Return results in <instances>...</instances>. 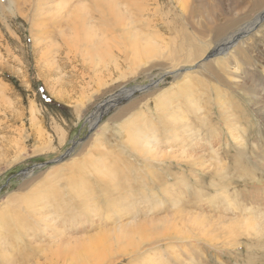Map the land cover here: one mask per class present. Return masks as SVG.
<instances>
[{
    "label": "rangeland",
    "instance_id": "rangeland-1",
    "mask_svg": "<svg viewBox=\"0 0 264 264\" xmlns=\"http://www.w3.org/2000/svg\"><path fill=\"white\" fill-rule=\"evenodd\" d=\"M57 1L0 0V239L1 244L4 243L0 244V264H82L80 261H83L84 254H80V248H84L100 232L104 233L103 229L107 235L105 243L110 240L113 244L104 246L111 254L103 255L106 258L101 263L89 261L90 256V259H84L87 261L85 264H264V19L251 32L235 39L233 48L227 44L232 34L240 33L248 21L264 12V0H127L126 16L133 13L132 27L131 24L122 28L110 27L108 20L99 25L96 23L90 31L95 48L89 47L86 52L80 46L81 41L85 42V33L70 28L72 23L75 24L73 19L68 20L64 10L61 11L66 15L64 19L59 14L54 15L61 8ZM89 8L93 12V6ZM60 25L63 27H57ZM136 26L137 29L134 28ZM134 29L136 32H133ZM129 34H133L134 39ZM122 36H125L124 39ZM129 39L135 43L136 49ZM123 40L125 46H122ZM129 48H132L134 56L136 52L137 57L133 61L137 64L133 63L134 56L129 53ZM43 51L45 55H42ZM91 53L96 54L90 57ZM50 54L54 56L51 58ZM42 56H49L52 63ZM141 57H144V62ZM55 59L57 64L55 62L54 65ZM87 63L92 64L88 66ZM225 67H228L227 71ZM223 71L225 73L222 74ZM62 74L64 76H60ZM103 76L106 77L104 82L100 81ZM129 91L131 96L126 98ZM164 93L169 96H164ZM184 96L189 103H193H190L193 108L187 101L186 104ZM113 97H120V100L102 116H96L98 107H108L105 102ZM156 98L163 100L162 103ZM219 100L227 101V110L219 106ZM173 101L174 108L171 105ZM167 104L174 112H170ZM177 110L182 116H178ZM140 116H143L142 119ZM177 117H181V121ZM171 118L179 122L174 123ZM188 119L191 124H188ZM184 120L189 126L183 130ZM137 123H140L139 127ZM190 130L198 131L199 136ZM149 131L153 134H148ZM169 131L174 138L179 134L177 139L172 134L166 136ZM188 133L194 136L189 137ZM235 137L238 138L235 140ZM179 139H184V145ZM170 142L173 145L167 149ZM173 146L178 149L181 146L184 151L181 148L172 150ZM180 150L190 157L191 153L200 154L197 158L193 155L190 160L183 158ZM165 151L169 152L168 155ZM174 151L176 154L171 153ZM65 154L67 157L62 162L49 163ZM93 160L101 167L100 172L105 176L102 180L91 173L89 164ZM109 163H114L113 169H110ZM41 164L45 165L38 167ZM103 165H106V170ZM107 169L109 172L116 171V176L114 173L109 176ZM22 172L26 175H21ZM153 173H156L155 177ZM117 190L120 191L118 195L113 193ZM82 195L85 204L79 197ZM125 195L129 196L132 204L115 199ZM166 195L170 196L167 202ZM150 200L162 206L152 209L150 205L153 202ZM144 201H149V206L142 204ZM90 204L98 208L91 209ZM121 207H125V213L129 215L138 211L136 220L130 216L123 218L129 225L136 222L143 225L150 216L156 219L154 226L147 228L148 234L150 231L156 233L155 239L142 243L140 238H129L134 240L133 244H139L136 248L129 239L114 240L112 236H120L118 231H112L116 229L117 222L108 223L104 228L102 223L105 222L102 221L107 217L114 219L115 209L117 211ZM97 210H102L104 214L101 211L99 214L95 212L96 217L91 215ZM106 210L108 214H105ZM147 210L154 212L147 213ZM245 213L249 214L245 216L247 219L239 220L244 218L242 215ZM12 214L23 221V225L18 224L20 221L14 222ZM235 218H238L241 228L233 224ZM37 219L40 220L34 221ZM167 228L170 233L163 232ZM232 229L237 233L236 237L229 233ZM62 245L65 251L69 250L67 254L55 251L61 250ZM119 249L122 252H118ZM4 254L8 260L3 261ZM75 259H79L78 263Z\"/></svg>",
    "mask_w": 264,
    "mask_h": 264
},
{
    "label": "bare ground",
    "instance_id": "bare-ground-1",
    "mask_svg": "<svg viewBox=\"0 0 264 264\" xmlns=\"http://www.w3.org/2000/svg\"><path fill=\"white\" fill-rule=\"evenodd\" d=\"M47 1V0H46ZM55 1V0H54ZM127 0H83L82 2H80V0H65V1H63V2H60L59 0L57 1L58 2V4H60V5H58V6H61V8L60 9H58V12L56 13V14H54L55 16L56 15H58L59 14V16L61 17V18H65L64 17V15L62 14V10H64L65 11V13H66V15H67V18H68V20L69 19H73V22L75 23V24H73L72 23V25L70 26V28L72 27V29L73 30H79V31H83L84 33H85V39H84V41L85 42H80V38H83V36L82 37H79V42H80V46H82L83 48H84V51L86 52V50L88 49L89 50V47H91L93 50H94V42H92L91 41V34H90V31L92 30V28H94V26L96 25V23H97V25H99L100 24V22H103V21H106V20H108V22H110V27H119V28H122V27H124L126 24L127 25H130L131 27H132V21H133V19L131 20V18H132V15H133V13H131L130 11V13H128L127 14V16H126V13H127V2H126ZM38 2V1H37ZM43 3V2H42ZM46 3V2H45ZM51 3V2H50ZM49 3V4H50ZM154 3V2H153ZM47 4V3H46ZM46 4H45V6H46ZM90 5H92L93 6V9L94 10H92L93 12H91L90 11ZM133 5H134V2H133ZM44 6V5H43ZM47 6H48V4H47ZM50 6H51V4H50ZM255 6H256V4H255ZM144 8V7H143ZM46 9V8H45ZM44 9V10H45ZM43 10V9H42ZM47 10V9H46ZM56 10V9H55ZM54 10V11H55ZM48 11V10H47ZM52 11V10H51ZM46 13V12H45ZM49 13H50V11H49ZM49 13H47V14H49ZM53 13V12H52ZM55 13V12H54ZM95 13L97 14V17H95ZM154 14V13H153ZM42 15H43V13H42ZM50 15V14H49ZM65 15V16H66ZM152 15V14H151ZM140 17V16H139ZM45 18V17H44ZM142 18V17H141ZM55 19V18H54ZM63 19H62V21H63ZM143 19V18H142ZM264 19V12H261L260 14H257L254 18H252V20L249 22L248 21V23L244 26V27H242L241 29H240V33L238 32H236V34H232V38L230 37L229 39H228V43L227 44H231L232 46L230 47V48H233L235 45H233L234 44V40L235 39H237L238 37H240V35H245L246 33H248V32H251L253 29H254V27L256 26V25H259L260 24V22L262 21ZM111 20V21H110ZM51 21H52V19H51ZM61 21V22H62ZM126 21L129 23H126ZM136 21V20H135ZM64 22V21H63ZM103 24V23H102ZM135 24V23H134ZM52 25V24H51ZM137 25V24H136ZM57 27H63V26H57ZM66 27L67 28H69V24H67L66 23ZM108 27H109V25H108ZM129 27V26H128ZM131 27H130V29H131ZM137 27L138 26H136V27H134L135 29H137ZM143 27V26H142ZM148 27V26H147ZM127 28V27H126ZM155 28V27H154ZM64 29V28H63ZM128 29V28H127ZM135 29H134V31L133 32H136L135 31ZM138 29H140V28H138ZM149 29H151V28H149ZM174 29V28H173ZM226 29V28H225ZM232 29V28H231ZM68 30V29H67ZM129 30V29H128ZM153 30H155V29H153ZM70 31V30H69ZM117 31V30H116ZM119 31V30H118ZM123 32H125L126 31V29L125 30H122ZM132 31H131V33H132ZM71 32V31H70ZM119 32H121V31H119ZM137 32H139L138 30H137ZM153 32V31H152ZM151 32V33H152ZM175 32V31H174ZM227 32V31H226ZM229 32V31H228ZM63 33H64V31H63ZM79 33V32H78ZM96 33V32H95ZM129 33V31L126 33V34H128ZM140 33V32H139ZM150 33V32H149ZM70 34H73V33H70ZM88 34H90V36H88ZM121 34V33H120ZM124 34V33H123ZM122 34V35H123ZM125 34V35H126ZM134 34V33H133ZM132 34V36L129 34V37L131 36V39H134V38H132L134 35ZM225 34V33H224ZM230 34V33H229ZM81 35V34H80ZM94 35V34H93ZM114 35V34H113ZM141 35V34H140ZM145 35V34H144ZM147 35V34H146ZM43 36H45V35H43ZM60 36V35H59ZM62 36H65V35H62ZM74 36H76V35H74ZM97 36V35H96ZM148 36V35H147ZM156 36H158V34L156 35ZM71 37V36H70ZM73 37V36H72ZM88 37H90V39L88 38ZM99 37V36H98ZM101 37H103V36H101ZM125 37V36H124ZM124 37L122 36V38L124 39ZM127 37H128V35H127ZM151 37V36H150ZM226 37V36H225ZM67 38V37H66ZM142 38H144L143 36H142ZM224 38V37H223ZM51 39V37H49V40ZM72 39V38H71ZM70 39V40H71ZM74 39H75V37H74ZM118 39H120V38H118ZM156 39H158V37H156ZM159 39H160V37H159ZM65 40V39H64ZM67 40H69V39H67ZM127 40V39H126ZM130 40V39H129ZM138 40V39H137ZM151 40V39H150ZM95 41V40H94ZM96 41H97V39H96ZM113 41V40H112ZM131 41V40H130ZM142 41V40H141ZM154 41H155V39H154ZM164 41V40H163ZM170 41V40H169ZM65 42V41H64ZM78 42V41H77ZM78 42V43H79ZM98 42V41H97ZM96 42V43H97ZM100 42V41H99ZM127 42H128V40H127ZM131 42H133V41H131ZM165 42V41H164ZM77 43V45H79ZM89 43H91V45L89 46ZM95 43V44H96ZM123 43H124V45H123ZM163 43V42H162ZM45 44V43H44ZM44 44H42V45H44ZM125 41L123 40L122 41V46H125ZM128 44V43H127ZM146 44V43H145ZM72 45V44H71ZM97 45V44H96ZM99 45V44H98ZM131 45L133 46V48L134 49H136V47H135V43L133 42V44L131 43ZM144 45V44H143ZM189 45V44H188ZM73 46V45H72ZM100 46H101V44H100ZM128 46H129V44H128ZM132 46H130V47H132ZM159 46H161V45H159ZM170 46V45H169ZM187 46V45H186ZM195 46H197V45H195ZM226 46V45H225ZM67 47H69V46H67ZM66 47V48H67ZM71 47V46H70ZM69 47V48H70ZM165 47V46H164ZM217 47V46H216ZM216 47H215V49H216ZM220 47V46H219ZM69 48H67V49H69ZM78 48V47H77ZM80 48V47H79ZM78 48V50H80ZM119 48V47H118ZM121 48V47H120ZM119 48V49H120ZM124 48V47H123ZM128 48V47H127ZM169 48V47H168ZM223 47H221V49H222ZM130 50H131V52H129V50L128 51H126V52H129L130 54L132 53V48H129ZM140 49V48H139ZM180 49V48H179ZM73 50V49H72ZM74 50H76V49H74ZM82 50L83 49H81V51L80 52H82ZM87 50V51H88ZM169 50V49H168ZM228 50H229V48H228ZM99 51H100V48H99ZM119 51H121V50H119ZM125 51V50H124ZM176 51V50H175ZM202 51V50H201ZM44 52V51H43ZM64 52V51H63ZM78 52V51H77ZM84 52V53H85ZM93 52H96V51H93ZM142 52V50L140 51V52H138V54L140 55V53ZM170 52H171V50H170ZM169 52V53H170ZM197 52V51H196ZM46 53H48L47 52V50H46ZM58 53V52H57ZM100 53V52H99ZM120 53V52H119ZM128 53V55L130 56V54ZM168 53V52H167ZM213 53V52H212ZM226 53V52H225ZM45 55V52L44 53H42V55ZM56 53H54V55H55ZM67 54V53H66ZM78 54H80V53H78ZM92 54V53H91ZM90 54V57L91 56H93V55H95L94 53L91 55ZM98 54V53H97ZM165 54H166V52H165ZM171 54V53H170ZM169 54V55H170ZM226 54H228V53H226ZM230 54H232V52L230 53ZM48 55H49V53H48ZM54 55H51L50 54V57L52 56H54ZM84 55H86V53L84 54ZM100 55V57H101V54H99ZM132 56H134L133 54H131ZM162 55H164V54H162ZM168 55V54H167ZM70 56V55H69ZM72 56V55H71ZM80 56H81V54H80ZM87 56H88V54H87ZM125 56H126V54H125ZM124 55L122 56V57H125ZM128 56V57H129ZM135 56H136V52H135ZM131 57L132 58V61H133V59L135 58V60H136V57ZM143 56H145V55H143ZM171 56V55H170ZM174 56V55H173ZM225 56V55H224ZM49 56H47L46 58H45V56H42V58H45L46 60L45 61H47L48 63H52V57L51 58H48ZM119 57V56H118ZM127 57V58H128ZM140 57V56H139ZM166 57H168V56H166ZM196 57V56H195ZM220 57H222V56H220ZM228 57V56H227ZM231 57H232V55H231ZM49 59V61L51 60V62H49L48 61V59ZM66 58V57H65ZM71 58V57H70ZM81 58V57H80ZM94 58V57H93ZM157 58V57H156ZM188 58V57H187ZM82 59H83V57H82ZM82 59H80V60H82ZM88 59H89V57H88ZM104 59V58H103ZM113 59V58H112ZM119 59V58H118ZM129 59V58H128ZM127 59V60H128ZM141 59H142V61H143V59H144V57L142 58L141 57ZM141 59H140V61H141ZM158 59V58H157ZM156 59V60H157ZM161 59V58H160ZM167 59V58H166ZM165 59V60H166ZM172 59H174V58H172ZM191 59V58H190ZM229 59V58H228ZM66 60V59H65ZM68 60H70V59H68ZM78 60H79V58H78ZM114 60V59H113ZM122 60H124V58L122 59ZM145 60V59H144ZM169 60V59H168ZM202 60V59H201ZM226 60H227V58H226ZM262 60V59H261ZM44 61V62H45ZM74 61V60H73ZM115 61V60H114ZM129 61V60H128ZM131 61V62H132ZM153 61V60H152ZM167 61V60H166ZM175 61V60H174ZM55 62H56V59L53 61V64L55 65ZM69 62V61H68ZM75 62V61H74ZM89 62V61H88ZM91 62V61H90ZM95 62V61H94ZM144 62V61H143ZM168 62V61H167ZM170 62V61H169ZM189 62H191V61H189ZM82 63V62H81ZM129 63V62H128ZM133 63L134 64H137V63H135V61H133ZM157 63V62H156ZM171 63H172V61H171ZM220 63H222L223 64V62H220ZM56 64H57V62H56ZM88 64V63H87ZM89 64H92V63H89ZM89 64H88V66H89ZM117 64V63H116ZM130 64V63H129ZM155 64V63H154ZM153 64V65H154ZM161 65H162V63H160ZM159 64V65H160ZM166 64V63H165ZM174 64V63H173ZM179 64V63H178ZM221 64V65H222ZM228 64H230V63H228ZM76 65V64H75ZM126 65L128 66V64L126 63ZM131 65V64H130ZM171 65V64H170ZM224 65V64H223ZM58 67H59V65H57ZM57 66H56V68H57ZM83 66V65H82ZM90 66H92V65H90ZM97 66V65H96ZM96 66H94V67H96ZM132 67H133V65H131ZM143 66V65H142ZM155 66V65H154ZM163 66V65H162ZM179 66V65H178ZM224 66H226V65H224ZM223 66V67H224ZM49 67H50V65H49ZM53 67V66H52ZM146 67V66H145ZM158 67V66H157ZM166 67V66H165ZM164 67V68H165ZM222 67V66H221ZM232 67V66H231ZM234 67V66H233ZM238 67V66H237ZM130 68V67H129ZM136 68H140V67H136ZM147 68V67H146ZM151 68H152V66H151ZM161 68V67H160ZM173 67L171 66V68L170 69H172ZM226 68V67H225ZM228 68V67H227ZM227 68L226 69H224V70H226L227 71ZM57 69H59V68H57ZM92 69V68H91ZM128 69V68H127ZM131 69V68H130ZM145 69V68H144ZM53 70H56V69H53ZM87 70H89V67H88V69ZM133 70H136V69H134L133 68ZM222 70V69H221ZM230 70H231V68H230ZM230 70H229V72H230ZM237 70V69H236ZM239 70V69H238ZM48 71H49V69H48ZM52 71V70H51ZM57 71V73H59L58 72V70H56ZM79 71V70H78ZM86 71V70H85ZM119 71H120V69H119ZM132 71V70H131ZM232 71V70H231ZM53 72V71H52ZM55 72V71H54ZM81 72V71H80ZM134 72V71H133ZM221 72V71H220ZM228 72V73H229ZM83 73H84V75H85V72H84V70H83ZM162 73V72H161ZM169 73V72H168ZM223 73H225L224 71L222 72V74ZM231 73V72H230ZM234 73V72H233ZM71 74V73H70ZM220 74V73H219ZM237 73H235V75H236ZM59 75V74H58ZM83 75V74H82ZM81 75V77H83ZM231 75V74H230ZM239 75V74H238ZM247 75V74H246ZM60 76H64L63 74L62 75H60ZM133 76V75H132ZM135 76V75H134ZM223 76V75H222ZM225 76V75H224ZM232 76V75H231ZM79 77V76H78ZM104 77V76H103ZM228 77V76H227ZM232 77H234V75L232 76ZM105 78L106 77H104V79H101L100 78V81L101 80H103L102 82H104V80H105ZM222 78V77H221ZM241 78V77H240ZM193 79V78H192ZM59 81V80H58ZM96 81V80H95ZM97 81H99V80H97ZM130 81V80H129ZM234 81V80H233ZM183 82V81H182ZM220 82V81H219ZM222 82L224 83V81L222 80ZM222 82H220V83H222ZM253 82V81H252ZM187 83V82H186ZM226 83V82H225ZM246 83V82H245ZM185 84V83H184ZM100 85H101V83H100ZM103 85H105V84H103ZM223 85V84H222ZM225 85V84H224ZM223 85V86H224ZM251 85V84H250ZM60 86V85H59ZM99 86V85H98ZM190 86V85H189ZM244 86H246V85H244ZM248 86H249V84H248ZM100 87V86H99ZM217 87V86H216ZM222 87V86H221ZM61 88V87H60ZM192 88V87H191ZM243 88V87H242ZM140 90L142 89V88H139ZM143 89H145L146 90V88L144 87ZM61 90V89H60ZM99 90V89H98ZM112 90V89H111ZM134 90H137V89H134ZM154 90V89H153ZM242 90V89H241ZM55 91H57V90H55ZM147 91V90H146ZM171 91V90H170ZM217 91V90H216ZM107 92V91H106ZM130 92V91H129ZM142 92V91H141ZM152 92V91H151ZM105 93V92H104ZM125 93H127V92H125ZM131 93L132 92H130L129 94H127L126 95V98L127 97H129V96H131ZM149 93V92H148ZM153 93V92H152ZM161 94H162V92H160ZM180 93V92H179ZM184 94H185V92H183ZM196 93V92H195ZM59 94H60V92H59ZM171 94V93H170ZM54 95V94H53ZM105 95H107V94H105ZM163 95V94H162ZM161 95V96H162ZM172 95V94H171ZM179 95V94H178ZM189 95H190V93H189ZM61 96H62V94H61ZM160 96V97H161ZM164 96H169V95H167V93H164ZM183 96V95H182ZM185 96H186V94H185ZM184 96V97H185ZM191 96V95H190ZM218 96V95H217ZM220 96H221V94H220ZM55 97H56V95H55ZM159 97V98H160ZM176 97V96H175ZM222 97V96H221ZM221 97H218V98H221ZM229 97V96H228ZM60 98V97H59ZM158 98V99H159ZM171 98H172V96H171ZM180 98H182V97H180ZM194 98H196L195 96H194ZM103 99V98H102ZM142 99V98H141ZM140 99V100H141ZM157 99V98H156ZM157 99V100H158ZM161 99V98H160ZM162 99H163V97H162ZM165 99V98H164ZM163 99V100H164ZM168 99V98H167ZM170 99V98H169ZM168 99V100H169ZM179 99V98H178ZM200 99V98H199ZM62 100V99H61ZM120 100V97L119 98H117V97H113L112 99L110 98V100L108 101V102H105V104H109V106L108 107H105L106 105H101L100 107H98V110L95 112V115L96 116H102L104 113H106L109 109H110V107L111 106H114V104H116L118 101ZM139 100V99H138ZM156 100V101H157ZM162 100V101H163ZM193 100V99H192ZM154 101V100H153ZM156 101H154V102H156ZM158 101H160L161 103H162V101L161 100H158ZM174 101H175V99H174ZM174 101L172 102V106H173V103H174ZM185 102L187 101L186 100V97H185V100H184ZM189 101V100H188ZM187 101V102H188ZM215 101H218V99L217 100H215ZM221 103H220V105H219V102H217V104L219 105V106H222L223 107V109L225 108L226 110H227V106H226V104H227V101L225 102L224 100V102H225V104H223L224 102H222L221 100H219ZM166 102H167V100H166ZM169 102H171V101H168L167 103H169ZM176 105H177V98H176ZM179 102V101H178ZM186 102V104H188ZM164 104H163V107L165 106V101L163 102ZM190 103L193 105V103L190 101ZM189 103V104H190ZM159 104V103H158ZM179 104V103H178ZM182 104V103H181ZM190 104V105H191ZM155 105H156V103H155ZM161 105V108H162V104H160ZM160 105H158V106H160ZM167 105H169V104H167ZM167 105H166V107H167ZM175 105V106H176ZM191 105V106H192ZM200 105V104H199ZM210 105V104H209ZM178 106V105H177ZM185 106V105H184ZM218 106V107H219ZM179 107H180V104H179ZM179 107H177V109L179 108ZM188 107H190V106H188ZM195 107V106H194ZM31 108V107H30ZM147 108V107H146ZM160 108V107H159ZM168 108V107H167ZM169 108H170V105H169ZM172 108H174V106L172 107ZM192 108H193V106H192ZM165 109V108H164ZM171 109V108H170ZM197 109V108H196ZM199 109H201L200 107H199ZM221 109V108H220ZM169 110V109H168ZM168 110H167V112H168ZM179 110V109H178ZM177 110V112H178V116H180L181 115V113H179V111ZM183 110V109H182ZM192 110V109H191ZM174 112V110H170V112ZM196 111V110H195ZM199 111V110H198ZM202 111V110H201ZM186 112H187V110H186ZM203 112V111H202ZM209 112V111H208ZM222 112V111H221ZM138 113H140V112H138ZM144 113V112H143ZM141 114V113H140ZM170 114V113H169ZM185 114H187V113H185ZM143 115V114H142ZM165 115V114H164ZM168 115V114H167ZM170 115H172V114H170ZM169 115V116H170ZM189 115V114H188ZM187 115V116H188ZM191 115V114H190ZM189 115V116H190ZM230 115V114H229ZM135 116V115H134ZM182 116V115H181ZM186 116V117H187ZM232 116V115H231ZM230 116V117H231ZM136 117V116H135ZM135 117L133 118V119H135ZM139 117V116H138ZM141 117V119H142V117L143 116H140ZM163 117V116H162ZM162 117H161V119H162ZM196 117H198V116H196ZM204 117V116H203ZM221 117V116H220ZM4 118V117H3ZM97 118H100V117H97ZM164 118H165V116H164ZM167 118V117H166ZM180 118L181 117H177L176 119H179L180 120ZM193 118V117H192ZM232 119H233V117H231ZM133 119H131V120H133ZM140 118H138L137 120H139ZM145 119H146V117H145ZM168 119V118H167ZM167 119H166V121H167ZM175 119V118H174ZM173 118H171V120H172V122L173 121H175L174 123H176V122H179V121H176V119L174 120ZM185 119H187V118H185ZM191 119V118H190ZM194 119H195V117H194ZM206 119V118H205ZM136 120V121H137ZM159 120H160V118H159ZM168 120H170V119H168ZM193 120V119H192ZM229 120V119H228ZM144 121V120H143ZM149 121V120H148ZM181 121V120H180ZM185 121V120H184ZM183 121V123H185V124H183V126H185L186 125V127H183L182 126V128H183V130H184V128H186L187 129V127L189 126L188 124L191 122V121H189V119H188V121H185L184 122ZM204 121V120H203ZM93 122L94 121H92L90 124H91V128H92V126H93ZM135 122V121H134ZM138 122V121H137ZM146 122V121H145ZM187 122H188V124H187ZM205 122V121H204ZM150 123H152L151 121H150ZM150 123H147L148 125L150 124ZM153 123H155V122H153ZM158 123V122H157ZM163 123V122H162ZM171 123V122H170ZM182 123V122H181ZM200 123V122H199ZM228 123V122H227ZM232 123V122H231ZM138 124V123H137ZM143 124H145V123H143ZM180 124V123H179ZM191 124V123H190ZM230 124V123H229ZM233 124V123H232ZM231 124V125H232ZM151 126H153L152 124H150ZM168 125V124H167ZM166 125V126H167ZM173 125V124H172ZM181 125V124H180ZM188 125V126H187ZM140 126V123L138 124V126L137 127H139ZM147 126V125H146ZM173 126H175V124L173 125ZM179 125L177 124V128H179L178 127ZM192 126V125H191ZM233 126H234V124H233ZM11 127V126H10ZM130 127H132V126H130ZM129 127V128H130ZM148 127V126H147ZM154 127H155V125H154ZM154 127H152V128H154ZM159 127V126H158ZM176 127V126H175ZM193 127V126H192ZM228 127V126H227ZM135 128H136V126H135ZM161 128V127H160ZM181 128V127H180ZM181 128V129H182ZM191 130H192V128L191 127H189ZM231 128V127H230ZM230 128H228V129H230ZM234 128V127H233ZM172 129V128H171ZM174 129V128H173ZM195 129V128H194ZM227 129V128H226ZM155 130V129H154ZM163 130H164V128H163ZM165 130H167V127H165ZM164 130V131H165ZM169 130V129H168ZM189 130V129H188ZM190 130V131H191ZM128 131V130H127ZM177 131H178V129H177ZM229 131V130H228ZM129 132V131H128ZM139 132V131H138ZM148 132V131H147ZM147 132L145 133V135L147 134ZM166 132V131H165ZM171 132H173L172 130H171ZM174 132L176 133V129H174ZM179 132V131H178ZM177 132V133H178ZM182 132V131H181ZM185 131H183V133H184ZM188 131L186 130V132H185V134L187 133ZM192 133H194V134H196V136H199V132L197 133L196 131H191ZM232 132V131H231ZM137 133V132H136ZM151 132L149 131V133L148 134H150ZM169 134H165L166 136H170V134H172V133H170V131L168 132ZM180 133V132H179ZM132 133H130L129 134V136L131 135ZM140 134V133H139ZM139 134H137V136H139ZM142 134V133H141ZM151 134H153V133H151ZM150 134V135H151ZM163 134V133H162ZM189 134V137H192V136H194V135H191L190 133H188ZM198 134V135H197ZM211 134V133H210ZM173 135V134H172ZM171 135V136H172ZM176 135V134H175ZM178 136H179V134H177ZM182 135V134H181ZM234 135V134H233ZM133 136V135H132ZM178 136H176V138H174V135H173V138L174 139H177V137ZM184 136H187L188 137V135H184ZM195 136V137H196ZM243 136V135H242ZM181 137H183V136H181ZM188 137V138H189ZM195 137H193V139L195 138ZM244 137V136H243ZM143 138V137H142ZM167 138H169V137H167ZM172 137H171V139H173ZM184 138V137H183ZM200 138V137H199ZM236 138H238V137H235L234 139L236 140ZM246 138V137H245ZM128 139H129V137H128ZM135 139V138H134ZM146 139V138H145ZM144 139V140H145ZM170 139V138H169ZM170 139V140H171ZM185 139V138H184ZM183 139V140H184ZM192 139V140H193ZM197 139H198V137H197ZM232 139V138H231ZM240 139V138H239ZM238 139V140H239ZM242 139V138H241ZM244 139V138H243ZM242 139V140H243ZM1 140V139H0ZM130 140H131V137H130ZM133 140V139H132ZM138 140V139H137ZM156 140V139H155ZM170 140H168L167 142H169ZM182 140V141H183ZM191 140V139H190ZM190 140H188V141H190ZM195 140V139H194ZM193 140V141H194ZM201 140V139H200ZM211 140V139H210ZM234 140V141H235ZM159 141V140H158ZM181 141V139H179V142H182ZM244 141V140H243ZM134 142H137V141H134ZM172 142H175V141H172ZM187 142V141H186ZM192 142V141H191ZM196 142V141H195ZM100 143V142H99ZM142 143V142H141ZM153 143H155V142H153ZM176 143H178L177 141H176ZM175 143V144H176ZM238 143V142H237ZM170 144V148H167V149H171V145H173V143L171 144V142L169 143ZM182 145H184V143L182 142L181 143ZM105 145V144H104ZM143 145V144H142ZM167 145H168V143H167ZM177 145V144H176ZM178 145H180L179 143H178ZM190 145H192L193 146V144H190ZM195 145V144H194ZM210 145V144H209ZM96 146V145H95ZM163 146H164V144H163ZM191 146V147H192ZM99 147V146H98ZM122 147V146H121ZM130 147V146H129ZM156 147L158 148V146H157V144H156ZM174 147V149H172V150H175L176 148H177V146L175 147V146H173ZM190 147V146H189ZM210 147V146H209ZM154 148V147H153ZM152 148V149H153ZM180 148H181V146H180ZM179 148V149H180ZM187 148V147H186ZM200 148H201V146H200ZM131 149H132V147H131ZM133 149H134V146H133ZM178 149V148H177ZM178 149V150H179ZM184 149H185V147H184ZM196 149H197V147H196ZM199 149V148H198ZM210 149V148H209ZM212 149H213V147H212ZM106 150V149H105ZM127 150V149H126ZM150 150V149H149ZM166 150V149H165ZM181 150L182 151H184L183 150V148H181ZM180 150V153H181V156L183 157V158H185V159H190V158H192L193 159V155L195 156L196 155V158L199 156V154H195V153H191V157L190 156H188V154H185V153H182V151ZM186 150V149H185ZM188 150V149H187ZM214 150V149H213ZM153 151H154V149H153ZM156 151V150H155ZM164 151V150H163ZM168 151V150H167ZM171 151V150H170ZM214 151H216V149L214 150ZM166 152V151H165ZM199 152V151H198ZM197 152V153H198ZM203 152V151H202ZM169 153V152H168ZM168 153L166 152V154L168 155ZM172 154H176V151H174V152H171ZM188 153V152H187ZM216 153V152H215ZM93 154V153H92ZM109 154V153H108ZM212 154H213V152H212ZM155 155H156V152H155ZM219 155V154H218ZM100 155H98V157H99ZM162 156V155H161ZM160 156V157H161ZM209 156H211V154L209 155ZM213 156V155H212ZM110 157V156H109ZM174 157H176L175 155H174ZM203 157V156H202ZM100 158V157H99ZM106 158V157H105ZM116 158V157H115ZM158 158V157H157ZM170 158L172 159V155L170 156ZM212 158V157H211ZM214 158V157H213ZM212 158V159H213ZM103 159V158H102ZM101 159V160H102ZM106 159H109L108 157L106 158ZM211 159V160H212ZM100 160V161H101ZM115 160V159H114ZM154 160V159H153ZM178 160V159H177ZM177 160H175V161H177ZM180 160V159H179ZM191 160V159H190ZM215 160V159H214ZM240 160V159H239ZM103 161V160H102ZM106 161H108V160H106ZM145 161V160H144ZM152 161V160H151ZM157 161V160H156ZM193 161H195V160H193ZM203 161V160H202ZM111 162V161H110ZM192 162V161H191ZM190 162V163H191ZM196 162V161H195ZM204 162H205V159H204ZM216 162H218L217 160H216ZM158 163V162H157ZM163 163V162H162ZM180 163H182V162H180ZM221 163V162H220ZM105 164H107V163H105ZM111 163H109V165H110ZM124 164V163H123ZM150 164H152V163H150ZM169 164V163H168ZM185 164V163H184ZM197 164V163H196ZM199 164V163H198ZM206 164V163H205ZM208 164H210V163H208ZM90 170H91V173H94L95 175V178L96 179H100V180H102V177H105L104 175H103V173L102 172H100L101 171V167H98V162L96 163L94 160H93V162L91 163L90 162ZM113 165H114V163L113 164H111V168L110 169H113ZM200 165V167L202 166L201 164H199ZM198 165V166H199ZM210 165H212V164H210ZM214 165V164H213ZM76 166V165H75ZM78 166V165H77ZM104 166H105V169H104ZM189 166V165H188ZM198 166L196 167V168H198ZM217 166V165H216ZM79 167V166H78ZM108 167V166H107ZM116 167V166H115ZM131 167V166H130ZM129 167V168H130ZM166 167V166H165ZM204 167V166H203ZM220 167H221V165H220ZM224 167V166H223ZM74 168H76V167H74ZM218 168V167H217ZM103 169L104 170H106V165H103ZM147 169V168H146ZM153 169V168H152ZM213 169H215V166H213ZM223 169V168H222ZM52 170V169H51ZM108 170V169H107ZM132 170V169H131ZM166 170V169H165ZM216 170H218V169H216ZM124 171V170H123ZM147 171V170H146ZM152 172H154V170H151ZM228 171V170H227ZM116 172V171H115ZM115 172L113 171V172H109V170L107 171V174L109 173V176H110V174L111 175H113V173H114V176H116V174H115ZM132 172H134V171H132ZM221 171H219V173H220ZM76 173V172H75ZM117 173V172H116ZM124 173V172H123ZM122 173V174H123ZM139 173V172H138ZM217 173V172H216ZM156 173H153V177H155L156 175H155ZM93 175V174H92ZM215 175V174H214ZM120 176H121V174H120ZM76 177V176H75ZM89 177V176H88ZM130 177V176H129ZM181 177V176H180ZM48 178V177H47ZM127 178V177H126ZM28 179V178H27ZM79 179V178H78ZM81 179V178H80ZM106 179V178H105ZM111 178H109V180H110ZM118 179V178H117ZM136 179H138V178H136ZM86 180V179H85ZM114 180H115V178H114ZM122 180H124V179H122ZM127 180V179H126ZM121 181V180H120ZM138 181V180H137ZM85 182H87V180L85 181ZM84 182V183H85ZM111 182H112V179H111ZM154 182H157V181H154ZM184 182V181H183ZM114 183V182H113ZM124 183V182H123ZM159 183V182H158ZM109 184H110V181H109ZM157 184V183H156ZM116 185V184H115ZM128 185V184H127ZM152 185V184H151ZM167 185V184H166ZM90 186V185H89ZM109 186V185H108ZM163 186V185H162ZM168 186V185H167ZM166 186V187H167ZM182 186V185H181ZM180 186V187H181ZM81 188V187H80ZM112 188V187H111ZM119 188L121 189V187L119 186ZM168 188V187H167ZM187 188V187H186ZM91 189V188H90ZM113 189V188H112ZM115 189V188H114ZM113 189V190H114ZM134 189V188H133ZM140 189V188H139ZM164 189H166V188H164ZM172 189V188H171ZM182 189V188H181ZM200 189V188H199ZM124 190V189H123ZM162 190V189H161ZM160 190V191H161ZM195 190V189H194ZM93 191V190H92ZM129 191V190H128ZM146 191V190H145ZM149 191V190H148ZM166 191V190H165ZM197 191V190H196ZM82 192V191H81ZM84 192H87V191H84ZM91 192V191H90ZM104 192H106V191H104ZM109 192V191H108ZM127 192V191H126ZM126 192H125V194H126ZM132 192V191H131ZM144 192V191H143ZM142 192V193H143ZM150 192V191H149ZM172 192V191H171ZM170 192V193H171ZM199 192V191H198ZM88 193V192H87ZM114 194H119L120 193V191L118 192V190H117V193H115V192H113ZM122 193V192H121ZM128 193V192H127ZM141 193V192H140ZM145 193H147V192H145ZM145 193H143V194H145ZM164 193V192H163ZM197 193V192H196ZM78 194V193H77ZM86 194V193H85ZM124 194V193H123ZM153 194H155V193H153ZM153 194H152V196H153ZM168 194V193H167ZM201 194H202V192H201ZM79 195V194H78ZM77 195V196H78ZM86 195H89L90 196V194H86ZM86 195H85V197H86ZM106 195V194H105ZM104 195V196H105ZM107 195H109L108 193H107ZM122 195V194H121ZM129 195H131L130 193H129ZM151 195V194H150ZM92 196V195H91ZM132 196H134V194H132ZM138 196V195H137ZM167 196V195H166ZM80 197V199L81 200H83V203L85 204L86 203V200L83 198V195L82 196H79ZM111 197V196H110ZM154 197V196H153ZM170 197V196H169ZM168 196H167V200H166V202L167 201H169L170 200V198H169ZM42 198H43V196H42ZM87 198V197H86ZM89 198V197H88ZM148 198V197H147ZM171 198H172V196H171ZM55 199V198H54ZM100 199V198H99ZM109 199V198H108ZM114 199V198H113ZM115 199H123V202H124V200H126V202L129 204H132L131 203V201L129 200V196H127V195H125V196H123V197H121V196H119L118 198H116L115 197ZM145 199V198H144ZM149 199H151V198H149ZM153 199H155V198H153ZM180 199V198H179ZM46 200V199H45ZM132 200V199H131ZM157 200V199H156ZM115 201V200H114ZM114 201H113V203H114ZM122 201V200H121ZM133 202H134V200H132ZM139 201H141V200H139ZM138 201V202H139ZM151 201V200H150ZM110 202V201H109ZM108 202V203H109ZM112 202V201H111ZM119 202V201H118ZM151 202H153L151 205H150V208H154V207H157L158 206V202L156 203L155 202V200H152ZM177 202V201H176ZM82 203V202H81ZM88 203H91V201L90 202H88ZM108 203H107V205H108ZM121 203V202H120ZM119 203V204H120ZM111 204V203H110ZM116 204V203H115ZM126 204V203H125ZM142 204H144V205H147V206H149V204H150V202L149 201H144V202H142ZM173 204H175L174 202H173ZM90 205H92V204H90ZM96 205V204H95ZM113 205V204H112ZM117 205H118V203H117ZM117 205H115L116 207H117ZM120 205H122V203L120 204ZM139 205H141V202L139 203ZM122 206H124V204L122 205ZM136 206H138V205H136ZM159 206H162V204L160 205L159 204ZM158 206V207H159ZM87 207V206H86ZM92 207H94L93 205L92 206H90V208L91 209H93ZM96 207V206H95ZM94 207V208H95ZM107 207H109V206H107ZM114 207V206H113ZM96 208H98V206L96 207ZM115 208V207H114ZM117 208H119V207H117ZM134 208H136V207H134ZM109 209V208H108ZM112 209V208H111ZM125 207L124 208H120V209H117V211H116V209H115V212H114V210L112 211V212H114L115 214L113 215L114 216V219H112V218H110V217H107L106 219H104V221H102V222H105V223H102V224H104V228H106L107 227V225H108V223H111V222H113V223H115V222H117L116 223V225H115V227H116V229H114L113 227V232H116V231H118V233L120 234V236L119 237H115V236H112V238L114 237V240H116L117 242L119 241V240H122V239H129V238H131V239H134L135 237L136 238H140L141 239V241H142V243H144V242H151V241H153L155 238H154V236L156 235V233L155 234H152V233H154V231H150V233L148 234V229L147 228H152L153 226H154V224L156 223V219L155 220H153L154 218H152L151 219V216H150V219H147L146 220V222H145V220H144V223L145 224H143V225H141V224H136L135 222V224H132V225H129L130 223H125L124 221H123V218L125 217V216H130V218L132 217V219H134V220H136V217L138 216L136 213L138 212H136V213H131L132 215H129L128 213H125ZM236 209L237 208H235V211H236ZM29 210V209H28ZM86 210H88V209H86ZM94 210H96V209H94ZM134 210V209H133ZM30 211V210H29ZM57 211V210H56ZM102 211V210H101ZM100 211V212H101ZM121 211H124V212H121ZM132 210H130V212H131ZM148 211H149V213H151L153 210H147V213H148ZM40 212V211H39ZM89 212H92V210L91 211H89ZM94 213L95 212H97L98 214L100 213V212H98V210L97 211H93ZM111 212V211H110ZM129 212V213H130ZM154 212V211H153ZM171 212V211H170ZM91 213V215L93 214L94 215V217H96V215H97V213ZM102 213H103V211H102ZM108 214V212H107V210H106V212H105V214ZM143 213V212H142ZM54 214V213H53ZM60 214V213H59ZM81 214V213H80ZM104 214V213H103ZM102 214V215H103ZM125 214H128V215H125ZM13 215V214H12ZM88 215V214H87ZM112 215V214H111ZM110 215V216H111ZM247 215V213H245V215L243 214L242 216H244V218L243 217H240L239 218V220H241V221H243V220H246L247 219V217H245ZM263 215V217H264V214H262ZM11 216V215H10ZM40 216V215H39ZM57 216V215H56ZM99 217H100V215H98ZM247 216H249V214L247 215ZM13 217H15V220H14V222H19L20 220H18V219H16V215L14 214L13 216H12V218ZM61 217H63V216H61ZM75 217V216H74ZM78 217V216H77ZM82 217V216H81ZM112 217V216H111ZM56 219V218H55ZM81 219V218H80ZM124 219H127V218H124ZM129 219V218H128ZM132 219H130V221L132 220ZM146 219V218H145ZM195 219V218H194ZM236 220H232V221H234V223L233 224H240L239 223V220H238V218H235ZM250 219V218H249ZM253 219V218H252ZM38 220H40V219H37V220H34V221H36V222H38ZM105 220H107V221H105ZM133 220V221H134ZM55 221V220H54ZM67 221V220H66ZM78 221V220H77ZM126 221V220H125ZM128 221V220H127ZM129 221V222H130ZM132 221V222H133ZM192 221V220H191ZM230 221V220H229ZM13 222V223H14ZM124 224H123V223ZM213 222V221H212ZM218 222V221H217ZM22 223H24L23 221H20L18 224L20 225V224H22ZM69 223V222H68ZM182 223V222H181ZM41 224V223H40ZM102 224H101V226H102ZM147 224H148V227H146L147 226ZM157 224H159V223H157ZM156 224V225H157ZM172 224V223H171ZM23 225V224H22ZM114 225V224H113ZM167 225V224H166ZM174 225V224H173ZM221 225V224H220ZM223 225V224H222ZM238 225H236V226H238ZM256 225V224H255ZM66 226V225H65ZM193 226V225H192ZM204 226V225H203ZM209 226V225H208ZM219 226V225H218ZM241 225H239L238 227H240ZM102 227V228H103ZM178 227V226H177ZM197 227V226H196ZM225 227H226V224H225ZM81 228V227H80ZM83 228V227H82ZM169 228V227H168ZM168 228H167V230H164L163 232L164 233H170L169 232V230H168ZM185 228V227H184ZM211 228V227H210ZM224 228V227H223ZM227 228H228V225H227ZM241 228V227H240ZM256 228V227H255ZM196 229V228H195ZM200 229V228H199ZM230 229V228H229ZM237 230H238V228H236ZM252 229V228H251ZM257 229V228H256ZM4 230V229H3ZM104 230V233L102 232H100V234H97V236L96 237H94V236H92V237H94V238H92V240L91 241H89V242H87V244H85V247L84 248H80V250L81 251H79L80 252V254H84L83 255V261L81 262L80 261V263H82V264H85L87 261H85V260H88V259H90V256H91V260H89V261H93V262H98V263H101V262H103L104 261V259L106 258V256H104L103 257V255H110L111 253H108V252H106L107 251V249L104 247V246H107L106 244L107 243H110L109 241H107L106 243H105V240L107 239V235H106V233H105V229H103ZM107 230V232H111V231H108V229H106ZM153 230H154V228H153ZM175 230V229H174ZM197 230V229H196ZM228 230V229H227ZM227 230H225V231H227ZM241 230H243V229H241ZM249 230V229H248ZM99 231V230H98ZM224 231V232H225ZM155 232H157V231H155ZM176 232V231H175ZM202 232V231H201ZM246 232V231H245ZM187 233V232H186ZM226 233V232H225ZM225 233H223L224 235H225ZM229 233H231L232 234V236H235V234H237L235 231H234V229H232V232H231V230H229ZM57 234V233H56ZM199 234V233H198ZM58 235V234H57ZM60 235V234H59ZM110 235V234H109ZM114 235H116V233L114 234ZM199 235H201V234H199ZM223 235V236H224ZM248 235H249V233H248ZM212 236V235H211ZM217 236V235H216ZM110 237V236H109ZM206 237V236H205ZM215 237V236H214ZM227 237V236H226ZM236 237V236H235ZM248 237V236H247ZM27 238V237H26ZM41 238V237H40ZM111 238V239H112ZM197 238H199V236L197 237ZM213 238V237H212ZM215 238H217V237H215ZM214 238V239H215ZM131 239H129V241H130V243H131V245L133 246V247H138L139 246V244H136L135 245V243L133 244V241L131 240ZM88 241V240H87ZM115 241V242H116ZM128 241V242H129ZM173 241V240H172ZM211 241V240H210ZM1 242H2V240L0 239V244H1ZM115 242H113V243H115ZM136 242V241H135ZM140 242V241H139ZM213 242V241H212ZM142 243H141V245H142ZM223 243V242H222ZM3 245H4V243H2ZM1 244V245H2ZM65 244V243H64ZM111 245H113L112 243H110ZM152 244H154V243H152ZM115 245V244H114ZM121 245H123V243L121 244ZM127 245V244H126ZM140 245V247H142ZM80 246H81V244H80ZM83 246V245H82ZM114 247V246H113ZM123 247V246H122ZM57 248H59V247H57ZM109 248V247H108ZM175 248V247H174ZM1 249V248H0ZM6 249V248H5ZM53 249V248H52ZM67 249V248H66ZM77 249V248H76ZM112 249V248H111ZM114 249H116V248H114ZM133 249V248H132ZM59 250H60V248H59ZM58 249L57 250H55L57 253L58 252H60V254H67V252H69V250L68 251H65V248H63V245H62V249L59 251ZM72 250V249H71ZM118 250V249H117ZM122 250V249H121ZM4 251V250H3ZM53 251V250H52ZM73 251V250H72ZM112 251V250H111ZM127 251V250H126ZM75 252H77L76 250H75ZM113 252V251H112ZM118 252H122V251H120V249H119V251ZM39 253V252H38ZM137 253V252H136ZM177 253V252H176ZM5 254H7L8 255V253H5ZM3 255V261L4 260H8V258H7V256L6 255ZM139 254V253H138ZM155 254V253H154ZM178 254V253H177ZM72 255H75V253L73 254L72 253ZM134 255H137V254H134ZM133 255V256H134ZM150 255V254H149ZM26 256V255H25ZM43 256V255H42ZM21 257L23 258V255H21ZM58 257V256H57ZM61 257V256H60ZM75 257V256H74ZM79 257V256H78ZM136 257V256H135ZM154 257V256H153ZM152 258V257H151ZM58 259V258H57ZM70 259V258H69ZM80 259V258H79ZM79 259L77 260V259H75V261L78 263V261H79ZM85 259V260H84ZM147 259H148V257H147ZM174 259V258H173ZM22 260V259H21ZM161 260V259H160ZM23 261V260H22ZM71 261V260H70ZM85 261V262H84ZM24 262V261H23ZM22 262V263H23ZM143 262V261H142ZM150 264V263H149Z\"/></svg>",
    "mask_w": 264,
    "mask_h": 264
},
{
    "label": "water",
    "instance_id": "water-1",
    "mask_svg": "<svg viewBox=\"0 0 264 264\" xmlns=\"http://www.w3.org/2000/svg\"><path fill=\"white\" fill-rule=\"evenodd\" d=\"M69 154V153H68ZM67 157V154H65V155H63V156H61V157H59V158H57V159H55V160H52V161H50L49 163H59V162H62L65 158ZM45 164H41V165H39L38 167H42V166H44ZM21 175H26V172H22L21 173Z\"/></svg>",
    "mask_w": 264,
    "mask_h": 264
}]
</instances>
